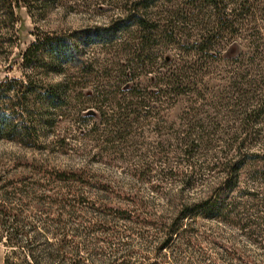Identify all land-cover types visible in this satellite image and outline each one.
Wrapping results in <instances>:
<instances>
[{
    "label": "trees",
    "instance_id": "obj_1",
    "mask_svg": "<svg viewBox=\"0 0 264 264\" xmlns=\"http://www.w3.org/2000/svg\"><path fill=\"white\" fill-rule=\"evenodd\" d=\"M20 1L0 0V30L7 28L14 31L15 7ZM126 1L127 4L121 9L125 13H120L107 24L89 29L86 38L92 44L109 45L117 40L118 33L127 32L137 26L143 33L140 37V54L136 50L132 52L140 56V64L153 63L154 58L149 49L153 42V33L171 27L172 20L169 19V23L165 25L162 21L152 20L146 13H141L143 9L145 12L160 0ZM180 2L182 6L170 12L171 18H177L186 26H200L201 32L193 36L186 34V31L176 33V28H171L170 40L182 44L183 49L180 50L186 56L180 57L177 63H172L170 66L173 67H164L156 72L154 80L151 79L153 82L149 86L140 85V91L132 89L126 96L123 94L125 90L121 91V87H116L115 95L111 97L112 91L108 89L110 69L104 67L99 60L84 55L80 51L79 43L68 35L38 37L23 53L22 77L0 79V140L17 141L31 148L37 146L38 133L41 130H52L54 143L60 148L66 144L65 135L62 136L55 130V125H59V120L65 117L63 110L71 102L70 93L73 92L75 84L80 86L79 95L86 100L78 109V116L84 118L83 112L95 109L101 119L99 124L107 134L106 143L124 138L130 116L127 111L132 106L140 107V119L156 118L160 116V108L164 103H175L181 96H194L199 104L190 105L182 114L189 131L176 140L182 144V148L172 143L166 145L159 142L156 151L141 155L140 167L132 171L140 185L149 186L154 196L166 197V210L169 215H157L151 209V201L142 197L141 189L139 200L138 192L128 193L113 181H101L86 167L76 170L46 168L42 178L47 179L48 185L45 184L47 193L43 196L36 194L35 186V189L31 187V191H26L25 186L19 187L15 183L0 187V226L8 232L9 244H15L22 234L36 229L33 225L34 219L23 214L20 208L23 205L13 208L8 204L19 194L21 199L28 197L31 204L45 206L48 213H56L51 220L46 218L47 222L52 221V232L56 236L55 242L47 241V245L56 247L58 254H53L50 258L53 260L56 257L60 263L67 261L69 264H83V257L80 255L82 248L91 255L89 250L99 242L91 239V234H88L85 239L93 245L85 241L83 244L72 245L70 238L80 234L76 228L69 234L66 228L71 219L80 216V209L107 221L114 214L125 220L134 219L144 233L147 229L154 230L158 235V243L153 248L154 259L148 264H162L160 259L175 263L178 259L175 257L174 248L182 246L186 249L196 245V239L199 238L195 235L199 227L196 224L201 218L220 219L219 221L248 231L246 235L252 241H260L258 243L264 251V238L260 240L251 230L253 221L248 216H238L240 199L247 196L252 201H261V218L264 222V194L261 196L256 190L241 188L243 170L251 161L255 167L248 172L247 179L264 186V148L259 149L264 146V0ZM241 27L251 31L255 38L253 48L256 56H252L249 62L252 69L242 70L231 62L229 66L218 70L220 47L224 41L235 36ZM174 36L176 37L173 38ZM43 54L48 57L45 58ZM238 63L242 64L240 59ZM38 69L43 71L36 73ZM49 72L64 76L59 81L47 83L42 76ZM120 73V79L126 76V72L121 70ZM212 76L220 79L223 84L217 88L206 84V78ZM118 93L123 94V97L116 102L114 100ZM107 108L113 111L108 113ZM205 124L211 127L210 131H207ZM195 128H200L201 131L194 137L192 131ZM221 134H227L228 137L223 138ZM216 141L223 144L219 151L223 153V160L216 158L206 166L209 180H203L205 183L195 182V174L201 165L189 158L193 159L202 149H216ZM255 147H258V151H254ZM111 155L112 153H94L92 158H105L112 163L114 158ZM184 161L187 169L180 167ZM164 179L170 184L173 183V187L179 184V190L171 198L167 197L170 188L164 185ZM10 184L13 185L12 195L7 187ZM200 186L202 187L199 190L204 191L203 195L187 197L191 190ZM124 202H128V207H113V204H125ZM255 223L261 224L257 221ZM141 237L146 238V235L141 234ZM111 240L109 238L102 242L111 244ZM212 242L214 245L218 244L216 241ZM67 250L70 257H67ZM169 251L172 255L168 254ZM224 251L236 264H252L248 257L237 254L236 248L228 247ZM6 264H9L8 258Z\"/></svg>",
    "mask_w": 264,
    "mask_h": 264
},
{
    "label": "rangeland",
    "instance_id": "obj_2",
    "mask_svg": "<svg viewBox=\"0 0 264 264\" xmlns=\"http://www.w3.org/2000/svg\"><path fill=\"white\" fill-rule=\"evenodd\" d=\"M180 1L160 0L157 4L147 8L145 12L144 9L141 11L152 20L162 21L165 25L172 20L171 27L167 29L165 27V30L153 33V42L149 49L154 62L142 65L140 56L132 52V50H136L140 54V37L143 36V33L137 26L127 32L118 33L117 40L109 45L92 44L86 38V32L89 29L107 24L120 13H125L121 9H123V5L127 4L126 0H21L15 7L16 25L14 31L7 28L0 30V41L2 42L0 45V79L22 77L24 71L23 53L38 37L68 35L79 43L80 51L84 55L99 60L104 67L110 69L108 89L112 91L111 97L115 95L116 87H121V91L125 90L123 94L126 96V93L132 89L140 91V85L149 86L153 82L151 79L154 80L156 72L164 67L167 69L173 67L170 66L172 63L175 64L183 56H186L185 52L180 50L183 49L182 44L170 40L172 39L169 36L171 28H176V33L186 31V34L193 36L201 32L200 26L194 24L186 26V24H181L177 18H171L170 12L177 9L178 6H182ZM128 5L130 6L131 3ZM262 33L264 34V30ZM179 35L177 34V36ZM254 40L251 31L241 27L235 36L224 41L220 47V61L218 62L220 68L218 70L229 66L231 62H234V66L241 67L242 70H251L250 59L252 56H256L253 48ZM43 55L45 58L48 57L47 54ZM238 59L242 64L238 63ZM40 69L36 73L40 74L43 71ZM121 70L126 72V76L120 79ZM162 71L165 72V70ZM63 76V74L49 72L42 77L47 83H53L61 80ZM82 81L84 80L82 79ZM205 81L212 88L223 84L220 79L214 76L207 77ZM77 82L81 83L78 80ZM74 87L73 92L70 93L71 102L63 110L65 117L59 120V125H55V130L66 137V144L62 148L54 143L52 130H41L38 133L37 146L32 148L17 141L0 140V187L8 183H15L19 187L25 186L26 191H31L30 189L35 186L36 194L43 196L47 193L44 189L45 184L48 185L47 179L42 178L46 168L76 170L86 167L92 175L99 177L101 181L104 179V181H113L115 185L128 193L138 192L139 200L141 189L142 197L151 201V209L157 215H169L166 210L168 208L166 197L154 196L148 188L149 186L140 185L132 171L140 167L141 155L156 151L159 142L166 145L172 143L174 146L178 145L182 148V144L177 143L176 140L189 131L188 124L182 118V114L188 110L190 105H198L199 101L197 102L194 96H181L175 103L166 102L161 105L160 116L149 119H140V107L132 106L131 112L127 111L130 116L124 131V138L106 143L107 134H105L103 126L99 124L101 119L95 109L83 112L84 118L78 116V109L86 100L79 95L80 86L75 84ZM202 88L203 86H201ZM93 94L96 95L95 92ZM123 94L118 93L114 101H120ZM135 99H133L134 102H136ZM128 100L129 98L125 102ZM112 111L107 108L108 113ZM87 115L94 116V118L87 117ZM204 126L207 131H210L211 127L208 124ZM200 131V128L193 129V136H197ZM221 135L223 138L228 137L227 134ZM214 144L216 149H202L201 153H196L193 159L189 158L201 165L195 174V182L205 183L209 180V171L206 166L216 158L223 160V153L219 152L223 145L222 142L216 141ZM257 148L255 147L254 151H258ZM262 148L264 146L259 149ZM101 152L103 155L112 153L113 162L110 163L105 158H92L94 153ZM185 159L187 160V158ZM181 163L180 167L187 169L186 162ZM250 163L243 170L241 188L250 191L256 190L263 196L264 186L247 179L248 172L255 167L253 166L254 162ZM173 164L176 166L174 159ZM11 184L7 186L10 195L13 193ZM172 184L164 179V185L170 188L167 196L169 198L173 197L180 188L179 184H176L175 187ZM201 187L191 190L187 197L203 195L204 191L199 190ZM240 202L241 208L238 216H248L254 223L251 230L262 240L264 238V222L261 218L263 217L261 201L258 199L252 201L251 197L244 196ZM124 203L113 204V207H128L126 204L128 202ZM8 204L13 208L23 205L20 206L23 214L34 219L33 225L36 226V229L22 234L15 244H9V234L0 226V264H6L7 258L9 264H69L67 261L60 263L56 257L53 260L50 258L51 255H57L58 252L55 246L47 245V241L55 242L56 236L52 232L54 231L52 221L47 222L46 218L51 220L56 213H48L45 206L31 204L28 197L21 199L19 194L14 196L11 203ZM79 214V217L69 221L66 228L69 234L75 228L80 234V236L70 238L73 242L72 245L83 244L84 241L90 243L88 239H85V235L88 236V234H91L90 238L94 241H99L95 247L92 246V249L89 250L91 255H88L87 250L82 248L80 255L83 257V264H148L154 259L153 248L158 243V235L154 230L147 229L148 231L144 233L140 224L135 223L134 219L125 220L115 214L108 221L81 209ZM219 220L198 219L196 225L199 227L195 235H198L199 238L196 239V245L186 249L182 246L174 248L175 257L178 260L175 263H169L167 259H160L161 263L236 264L224 251L229 247V249L236 248L238 251L236 253L248 257L252 264H264V251L258 243L260 241H252L246 235L248 231L240 230L231 223ZM256 221L261 224H256ZM141 234H145L146 238H142ZM109 238L112 239L111 244L105 242ZM31 240L33 241L31 242ZM103 240L105 241L102 242ZM212 241H216L218 244L214 245ZM168 254L172 255L170 251ZM68 255L67 257H70V253Z\"/></svg>",
    "mask_w": 264,
    "mask_h": 264
}]
</instances>
